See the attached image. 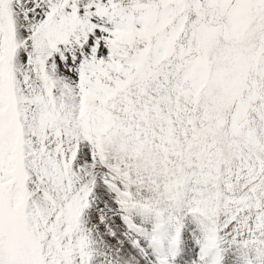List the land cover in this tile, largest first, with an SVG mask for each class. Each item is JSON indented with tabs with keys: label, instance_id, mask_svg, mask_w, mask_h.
<instances>
[{
	"label": "snow or ice",
	"instance_id": "1",
	"mask_svg": "<svg viewBox=\"0 0 264 264\" xmlns=\"http://www.w3.org/2000/svg\"><path fill=\"white\" fill-rule=\"evenodd\" d=\"M0 264H264V0H0Z\"/></svg>",
	"mask_w": 264,
	"mask_h": 264
}]
</instances>
